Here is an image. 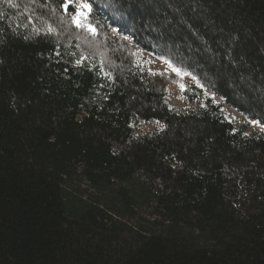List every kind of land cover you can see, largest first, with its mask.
Masks as SVG:
<instances>
[{
	"label": "trees",
	"instance_id": "obj_1",
	"mask_svg": "<svg viewBox=\"0 0 264 264\" xmlns=\"http://www.w3.org/2000/svg\"><path fill=\"white\" fill-rule=\"evenodd\" d=\"M86 2L0 0V264H264V0Z\"/></svg>",
	"mask_w": 264,
	"mask_h": 264
},
{
	"label": "rangeland",
	"instance_id": "obj_2",
	"mask_svg": "<svg viewBox=\"0 0 264 264\" xmlns=\"http://www.w3.org/2000/svg\"><path fill=\"white\" fill-rule=\"evenodd\" d=\"M107 20V19H106ZM105 20V21H106ZM108 34L116 35V30L108 28ZM120 39V38H119ZM148 61L146 62L148 67L152 70H167L168 65L166 62L157 59L153 56L148 55ZM191 80V77L188 75L183 76L182 81L173 83L171 87L169 88V94H168V101L171 106L175 107L178 110H183L189 107H195L196 103L188 100L183 95V90L187 83ZM181 85H184L182 88ZM219 100V99H218ZM225 113L229 119H231L237 126L241 124H246L247 131H254L257 134H263L264 133V126L259 125L258 123L253 124V120H249L242 115L238 114L235 110L228 108L225 106Z\"/></svg>",
	"mask_w": 264,
	"mask_h": 264
},
{
	"label": "snow or ice",
	"instance_id": "obj_3",
	"mask_svg": "<svg viewBox=\"0 0 264 264\" xmlns=\"http://www.w3.org/2000/svg\"><path fill=\"white\" fill-rule=\"evenodd\" d=\"M75 4V14L72 15L71 19L72 22L77 26V27H83V20H85L88 16V13L91 12V5L89 3L86 2V0H64V3L62 4V7L65 11V13L68 12L69 7ZM87 27L89 28V30L93 33L96 32V28L94 26H92L91 24H88ZM49 31H52V29H49ZM83 59V57H82ZM77 64L81 63V60H77L76 61ZM169 66L172 68V70L174 72H176L178 75H185L187 73H183L182 70L180 68L175 67L174 65L171 64V62L169 61ZM193 79H196L195 77H193ZM181 87L183 88L184 85H181ZM207 95V93H206ZM213 101L215 102V97L213 94ZM253 124L257 123L256 121H252ZM247 135V134H245Z\"/></svg>",
	"mask_w": 264,
	"mask_h": 264
},
{
	"label": "built area",
	"instance_id": "obj_4",
	"mask_svg": "<svg viewBox=\"0 0 264 264\" xmlns=\"http://www.w3.org/2000/svg\"><path fill=\"white\" fill-rule=\"evenodd\" d=\"M117 34V33H116Z\"/></svg>",
	"mask_w": 264,
	"mask_h": 264
}]
</instances>
